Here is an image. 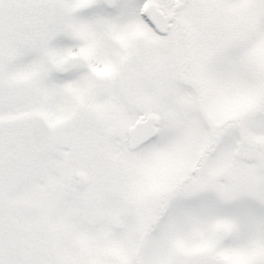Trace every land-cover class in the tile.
Segmentation results:
<instances>
[{"label":"snow or ice","instance_id":"6c2138e0","mask_svg":"<svg viewBox=\"0 0 264 264\" xmlns=\"http://www.w3.org/2000/svg\"><path fill=\"white\" fill-rule=\"evenodd\" d=\"M0 264H264V0H0Z\"/></svg>","mask_w":264,"mask_h":264}]
</instances>
